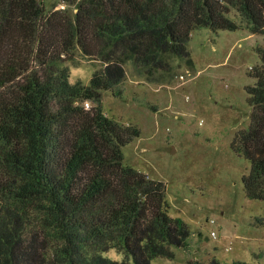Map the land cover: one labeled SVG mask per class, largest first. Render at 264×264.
<instances>
[{"label": "trees", "instance_id": "1", "mask_svg": "<svg viewBox=\"0 0 264 264\" xmlns=\"http://www.w3.org/2000/svg\"><path fill=\"white\" fill-rule=\"evenodd\" d=\"M67 1L73 15L46 11L40 0H0V190L41 205L60 244L57 259L39 264L172 259L171 248H189V226L168 216L162 182L123 164L121 149L140 132L103 113L101 92L122 97L126 65L157 84L173 78L179 64L192 69L191 32L239 29L230 10L250 33L262 34L264 0ZM75 48L102 65L88 84L70 83L63 65ZM256 51L250 123L231 147L249 162L245 196L264 201V44ZM13 231L0 239L7 264H16L23 243ZM109 249L123 260L104 257Z\"/></svg>", "mask_w": 264, "mask_h": 264}, {"label": "rangeland", "instance_id": "2", "mask_svg": "<svg viewBox=\"0 0 264 264\" xmlns=\"http://www.w3.org/2000/svg\"><path fill=\"white\" fill-rule=\"evenodd\" d=\"M40 1L46 11L66 8L75 13L67 0ZM229 16L239 29L212 32L201 27L191 32L187 47L192 69L179 64L173 78L157 84L126 65L122 97L101 92L103 113L140 132L121 149L123 164L162 182L168 216L180 217L189 226V248H171L172 259L157 258L151 264H264V225L256 223L264 218V201L245 196L241 178L248 174L249 162L231 147L235 135L250 123L249 88L264 32L250 33L234 10ZM63 65L70 83L88 84L102 68L79 48ZM19 196L0 190V239L13 230L22 233L16 264L57 259L60 243L41 219V205ZM103 256L116 262L124 258L115 249ZM7 258L0 250V264H7Z\"/></svg>", "mask_w": 264, "mask_h": 264}, {"label": "built area", "instance_id": "3", "mask_svg": "<svg viewBox=\"0 0 264 264\" xmlns=\"http://www.w3.org/2000/svg\"><path fill=\"white\" fill-rule=\"evenodd\" d=\"M89 106H90V103L89 102H85L84 107L88 109ZM210 234H211V236H214V232L213 231L210 232Z\"/></svg>", "mask_w": 264, "mask_h": 264}]
</instances>
